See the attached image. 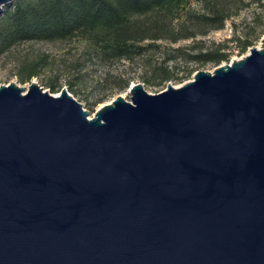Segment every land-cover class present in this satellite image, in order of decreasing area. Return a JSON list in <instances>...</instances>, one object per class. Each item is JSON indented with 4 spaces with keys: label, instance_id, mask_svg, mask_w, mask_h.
I'll return each instance as SVG.
<instances>
[{
    "label": "water",
    "instance_id": "95a60500",
    "mask_svg": "<svg viewBox=\"0 0 264 264\" xmlns=\"http://www.w3.org/2000/svg\"><path fill=\"white\" fill-rule=\"evenodd\" d=\"M128 91L0 84V264H264V37Z\"/></svg>",
    "mask_w": 264,
    "mask_h": 264
},
{
    "label": "rangeland",
    "instance_id": "374dc122",
    "mask_svg": "<svg viewBox=\"0 0 264 264\" xmlns=\"http://www.w3.org/2000/svg\"><path fill=\"white\" fill-rule=\"evenodd\" d=\"M12 3L5 5L3 12ZM203 7L204 1L189 0L181 12L180 20L186 19L183 14L185 12L202 13ZM185 25L188 26V31L193 32L187 22ZM263 28L264 0L258 3L245 0L237 13L225 21L223 28L196 33L174 43L163 38L147 39L143 45L153 42L156 46L130 58L103 61L78 37L21 42L0 54V84L15 83L24 87L26 92L30 82H35L55 96L65 89L82 103L89 112L88 118H91L97 109L109 104L118 95L130 100L128 90L134 83H141L148 93L154 94L166 89L167 84L181 86L191 80L198 70L212 72L219 65L243 57L249 47L240 53L237 39H243L249 33L254 38L252 46H259L264 37V33H260ZM218 47L222 51L230 52L228 61L216 64L203 58L197 60L191 57ZM34 60L41 61L38 75L28 78L21 76V65ZM161 68H167L173 73L170 80L160 82L156 72Z\"/></svg>",
    "mask_w": 264,
    "mask_h": 264
},
{
    "label": "trees",
    "instance_id": "16d2710c",
    "mask_svg": "<svg viewBox=\"0 0 264 264\" xmlns=\"http://www.w3.org/2000/svg\"><path fill=\"white\" fill-rule=\"evenodd\" d=\"M202 1L204 11L185 12L183 21L181 12L189 0H14L0 15V54L21 42L78 37L103 61L130 58L156 46L153 42L143 45L147 39L163 38L174 43L196 33L221 29L245 4V0ZM186 22L193 32L188 31ZM237 40L240 53L254 44L249 33ZM229 54L218 47L191 57L219 64L228 61ZM40 65V60L23 63L21 76L38 75ZM156 74L160 82L173 76L167 68Z\"/></svg>",
    "mask_w": 264,
    "mask_h": 264
}]
</instances>
